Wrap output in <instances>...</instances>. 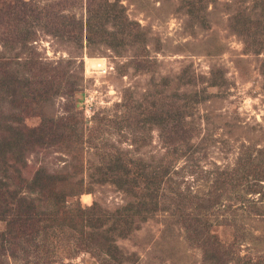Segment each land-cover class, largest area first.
Returning a JSON list of instances; mask_svg holds the SVG:
<instances>
[{
	"label": "rangeland",
	"instance_id": "374dc122",
	"mask_svg": "<svg viewBox=\"0 0 264 264\" xmlns=\"http://www.w3.org/2000/svg\"><path fill=\"white\" fill-rule=\"evenodd\" d=\"M22 1L32 5L26 23L36 38L28 46L40 59L54 65L59 62L61 67L60 80L53 81L39 103L14 102V90L11 94L0 91L3 123H10L17 113L29 127L38 126L42 118L36 106L40 105L43 116H53L63 126L59 142L30 151L20 167L25 179L34 180V192H43L44 184H40L49 174H70L76 169L69 183L73 190L85 191L69 203L79 200L89 207L97 202L109 212L126 211L136 197L111 182L93 185L91 191L86 168L105 161L102 147L113 155L129 150L127 158L135 162L157 160L166 148L160 129L148 124V112L156 111L157 99L176 93L184 99L189 96L191 110L186 119L193 131L189 130L191 136L181 154L172 156L168 173L177 190L166 186L157 210L145 220L135 216L134 229L116 238L123 264H264V212L256 210L264 211V180L263 192L249 195L256 199L255 209L246 206L242 215L224 212L209 200L216 180L228 173L252 180L258 169L255 160L260 159L264 175V16L255 0ZM188 3L199 8L203 17L194 19L187 11ZM14 4L15 0H0V17ZM239 5L249 13L247 24L256 34H245L235 24L231 12ZM109 7L113 15L125 14L132 21L128 26L132 32L125 39L111 36L117 30L112 22L118 20L101 14ZM14 22V29L26 24L21 16ZM98 27L108 32L92 30ZM3 43L0 40L1 57L7 56ZM257 48L262 49L258 54ZM25 57L23 53L22 60ZM9 66L21 64L14 61ZM59 86L61 92L53 96ZM67 115L77 117L73 127L65 126ZM138 123L140 131L135 133ZM9 182L8 188L14 189L21 179L13 177ZM178 190L202 195L204 207L175 197ZM9 228L0 221V232ZM20 247L33 249L27 244ZM99 252L95 248V252L59 254L55 264H118ZM16 253L19 258L8 256L2 264L21 263L25 255L20 248Z\"/></svg>",
	"mask_w": 264,
	"mask_h": 264
},
{
	"label": "trees",
	"instance_id": "16d2710c",
	"mask_svg": "<svg viewBox=\"0 0 264 264\" xmlns=\"http://www.w3.org/2000/svg\"><path fill=\"white\" fill-rule=\"evenodd\" d=\"M255 3V7L261 9L264 16V0H255ZM188 4L187 11L194 19L198 16L203 17L204 14H200L199 8ZM14 5L3 10L5 16L4 18L0 17V40H3V45L7 50V56H0V91L5 90L11 94L14 90L17 96L13 98L14 102L22 101L25 105H30L37 101L40 102L46 97L45 95L53 86V81L59 79L61 67L59 62L54 65L51 61L40 59L34 49L28 46V43L36 38L35 30L26 23L29 18L27 16L30 14L28 8L32 5L27 1L21 2V0H15ZM245 10L239 5L238 9L233 11L234 13L231 12V17L235 20V24L240 26L239 29L243 33L252 36L256 32L251 31L252 25L247 24L250 23L249 13L246 14ZM101 14L103 17L108 14L109 17L111 16L109 19L116 18L118 20L112 22V25L117 24V30L111 33V36L114 33V38L125 39L132 32V27L128 28L132 21L127 15H113L111 7ZM15 15L21 16L26 23L21 25V28H13ZM47 17L51 18L50 12ZM100 19L99 21L102 22ZM107 21L106 26H109ZM101 29L100 27L92 28L98 34H102L105 30V33L108 32L107 29ZM82 39L80 36L79 40ZM124 43L125 41L122 44L124 45ZM15 49L17 52L12 56L11 53ZM261 50L257 48L254 52L258 54ZM23 53L26 57L22 60ZM14 61L15 64H21V66L14 68L9 66ZM212 83L216 82L212 81ZM59 92H61V86L54 90L53 96ZM197 94L196 92L195 95ZM173 95L163 97L161 100L157 99L156 111L148 112L149 123H147L160 129L159 136L166 148L157 160L148 162L143 158L141 162H135L131 158H127L129 150L123 155L121 153L113 155L102 147L100 154L105 161L100 166L90 163L86 168L89 175L87 182L89 188L96 184L111 182L136 197L126 211L122 210L119 213L99 208L97 202L89 207H83L79 200L75 202L76 204L69 203V199L78 198L85 191V189L73 190L69 183L70 175L76 169L70 174H49L40 184H44L43 192H34L36 190L34 180L25 179L20 167L27 161L26 156L30 151L32 152L38 147L45 149L50 143L59 142L63 136L62 130L60 132L59 129L63 126L57 123V118L43 116V106L40 105L36 107L40 110L41 116H39L42 120L35 127H29L17 113L12 115L10 123H3L1 117L0 221H5L10 225V228L0 232V264L7 261L10 256V258H19L16 253L17 248H20L25 255V259L19 264H55L61 254L72 255L79 251L95 252V248L100 251L97 255L100 256L102 253L109 259L116 260L118 264H123V253L116 243V238L126 237L134 229L135 216L140 220H145L149 213L157 210L160 197L164 195L166 186L169 190H177L172 179L168 176L170 163H172V156H178L183 151L182 148L191 136L189 130L192 132L193 128L190 121L186 119L188 109L191 110V104L187 103L189 96L184 99L178 93ZM74 119L77 117L67 115L65 126L73 127ZM145 124L146 121L141 127ZM137 128H140V125L135 126V130H132L135 133L139 132L140 130ZM136 138L138 141L142 139L139 135H136ZM190 146L193 144L185 148ZM79 149L82 150L83 147L80 146ZM255 161L258 169L252 180L248 176L243 178L240 173L237 176L228 173L222 179L216 180L213 197L209 198L211 202L213 201V207L216 206L224 212H233L234 215H242L246 206L255 209L256 199L249 195L263 192L261 184L264 180V175H261L262 172L259 170V166H262L261 161L260 159ZM245 168L242 167L243 172L246 171ZM13 177H19L21 182L16 188L9 189V180ZM175 197L186 202L192 199L190 203L197 204V207H202L205 202L202 195H194L193 191L178 190ZM187 207L190 208V205ZM256 210L261 211L259 213L264 212L260 208ZM206 217L209 218L210 215H206ZM207 220L209 223V219ZM199 228L204 233L203 235H205V231H209L208 234L212 236L213 233L210 232L209 227L204 226L205 231L201 227ZM213 236L214 241H217L218 236L216 234ZM23 244L33 245V249L31 251L22 249L20 245ZM216 246L220 247V244ZM205 248L204 250L207 252Z\"/></svg>",
	"mask_w": 264,
	"mask_h": 264
},
{
	"label": "built area",
	"instance_id": "2783aa9c",
	"mask_svg": "<svg viewBox=\"0 0 264 264\" xmlns=\"http://www.w3.org/2000/svg\"><path fill=\"white\" fill-rule=\"evenodd\" d=\"M99 63V62H97ZM97 68H101L102 67V64L100 63L99 65L96 66Z\"/></svg>",
	"mask_w": 264,
	"mask_h": 264
},
{
	"label": "bare ground",
	"instance_id": "6f19581e",
	"mask_svg": "<svg viewBox=\"0 0 264 264\" xmlns=\"http://www.w3.org/2000/svg\"><path fill=\"white\" fill-rule=\"evenodd\" d=\"M92 61H93V60H92ZM93 62H95V61H93ZM93 65H95V67L97 66L95 63H94Z\"/></svg>",
	"mask_w": 264,
	"mask_h": 264
}]
</instances>
